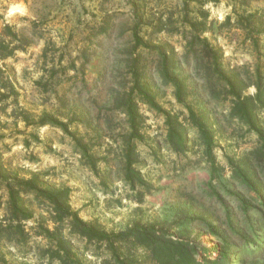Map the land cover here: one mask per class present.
Returning a JSON list of instances; mask_svg holds the SVG:
<instances>
[{
	"label": "rangeland",
	"instance_id": "rangeland-1",
	"mask_svg": "<svg viewBox=\"0 0 264 264\" xmlns=\"http://www.w3.org/2000/svg\"><path fill=\"white\" fill-rule=\"evenodd\" d=\"M21 3L23 15L9 16ZM3 24L31 45L7 61L18 96L0 101V166L20 179L38 175L45 185L69 188L73 211L109 234L163 224L175 237L189 233L199 247L227 248L222 264H264V142L231 120V96L217 81L211 52H222V75L264 85V0H0ZM162 55H175L186 104L215 125L214 166L194 129L186 151L173 152L165 116L143 101L148 90L163 111L186 115L160 78ZM255 92L250 86L245 94ZM130 95L142 116L141 140L133 143L148 185L135 191L123 172L132 132L121 104ZM259 118L264 127V109ZM0 198L6 204L1 180ZM27 206L34 213L26 223L30 242L4 243L0 259L57 264L42 256L51 244L39 236L40 225L54 230L52 212L34 196ZM65 235L83 264H116L107 245ZM130 254L148 261L143 249Z\"/></svg>",
	"mask_w": 264,
	"mask_h": 264
},
{
	"label": "trees",
	"instance_id": "trees-1",
	"mask_svg": "<svg viewBox=\"0 0 264 264\" xmlns=\"http://www.w3.org/2000/svg\"><path fill=\"white\" fill-rule=\"evenodd\" d=\"M239 26L240 29H245L243 25ZM203 30H207L206 27ZM136 40L142 42L138 36H136ZM30 45L29 38L16 30L15 27L9 24L0 26V101L18 96L7 61L13 59L18 52L26 51ZM256 45L257 41H255ZM211 52L214 55L213 66L218 75L217 81L231 96L229 109L231 120L238 122L248 132L258 135L264 142V127L259 118V111L264 109V85L261 83V79H258L254 84L248 83L239 76L229 79L221 73L222 52L217 51L214 47ZM173 56L175 57V55L171 57L161 56L159 75L165 84L174 88L176 101L184 106L186 115L183 119L163 111L157 105L155 96L148 90L141 91L140 94L146 104L165 116L167 142L173 152L182 153L186 151L189 144L190 129H194L207 160L214 166V144L217 130L214 129L215 125L208 114L201 116L195 112L191 105L186 104L188 87L185 80L181 79L176 72L177 64ZM250 86L256 89L254 95L245 94ZM121 107L128 118L132 132L122 151L124 179L135 191L137 187L146 188L148 186L141 175V171L138 170L140 155L137 146L133 143L136 138L141 140L139 129L142 116L133 95H130L121 104ZM45 124L48 123L43 122L42 125ZM60 127L67 131L63 125ZM77 143L80 145L82 155L89 158L87 148L81 146L80 141ZM89 160L91 167L95 169L96 163L92 158ZM0 180L8 192L6 204L0 198V255L4 243L26 246L30 242L32 236L27 231L26 223L34 218V213L27 206V198L34 196L38 204L46 206L53 215L54 230L39 226L41 230L39 236L45 237L51 244L49 248L43 250L42 256L52 263L83 264L74 251L72 241L65 235L66 232L88 243L107 245L112 260L116 264H222L227 260V248L221 246L199 247L189 240V233L175 237L171 234V229L163 224H151L149 226L135 224L126 232L118 234H109L99 230L93 224L83 221L79 214L73 211L70 204L71 190L69 188L60 189L45 185L38 175H33L29 179H20L18 174H11L3 166H0ZM3 210H5V214L2 215ZM209 229L215 238H220L221 242L224 243L225 240L219 237L217 227L210 225ZM121 245L126 251H119ZM138 248L143 249L147 254V262H140L136 260V255L130 254L131 250L136 251ZM0 263L6 264V260L0 259Z\"/></svg>",
	"mask_w": 264,
	"mask_h": 264
},
{
	"label": "clouds",
	"instance_id": "clouds-1",
	"mask_svg": "<svg viewBox=\"0 0 264 264\" xmlns=\"http://www.w3.org/2000/svg\"><path fill=\"white\" fill-rule=\"evenodd\" d=\"M23 12H24L23 4L21 3L20 5L13 6L12 8H10L8 15L11 16L17 13L23 15Z\"/></svg>",
	"mask_w": 264,
	"mask_h": 264
}]
</instances>
